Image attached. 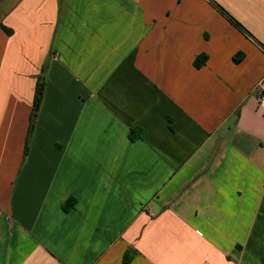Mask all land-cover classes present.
<instances>
[{
	"label": "crops",
	"instance_id": "obj_1",
	"mask_svg": "<svg viewBox=\"0 0 264 264\" xmlns=\"http://www.w3.org/2000/svg\"><path fill=\"white\" fill-rule=\"evenodd\" d=\"M0 264H264V0H0Z\"/></svg>",
	"mask_w": 264,
	"mask_h": 264
},
{
	"label": "trees",
	"instance_id": "obj_2",
	"mask_svg": "<svg viewBox=\"0 0 264 264\" xmlns=\"http://www.w3.org/2000/svg\"><path fill=\"white\" fill-rule=\"evenodd\" d=\"M47 67H48V61H45L42 67V71L38 75L37 80H36V84L34 88V95H33V103H32V108H31V112L29 116V128H28L29 133H31L38 109L41 104ZM74 204H75L74 198H70L69 200L64 202L62 206L64 209L68 210L69 208H72Z\"/></svg>",
	"mask_w": 264,
	"mask_h": 264
}]
</instances>
